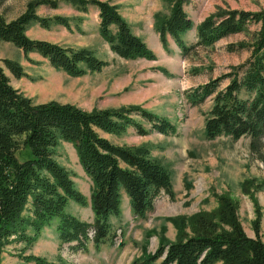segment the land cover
I'll return each instance as SVG.
<instances>
[{
  "label": "trees",
  "instance_id": "trees-1",
  "mask_svg": "<svg viewBox=\"0 0 264 264\" xmlns=\"http://www.w3.org/2000/svg\"><path fill=\"white\" fill-rule=\"evenodd\" d=\"M61 1L83 12L90 6L97 7L100 34L120 57L157 60L156 53L131 30L119 5L105 0H33L25 12L11 20L0 12V40L14 44L25 54L38 53L53 67L74 77L101 71L107 61L89 49L27 35L32 22L44 28L58 24L71 30L69 18L37 13L39 6L58 8ZM190 2L174 0L170 14L158 16L155 29L167 52L169 37L183 55H188L197 46L213 45L243 32L252 23L260 24L253 40L242 42L237 48L229 47L230 51L250 48L245 61L186 92L192 106L213 101L204 126L208 139L227 136L238 140L248 136L255 145L264 138V8L211 14L197 26V41L188 44L183 34L195 26L185 9ZM6 70L17 78L25 75L17 61H0V264L6 246L14 241L35 243L44 227L56 217L61 244L76 243L74 248L86 250L90 243L100 246L114 241L117 234L111 218L121 214L124 194L137 217H144L153 209L162 192L175 197L170 170L153 159L149 149L116 144L102 135H123L130 128L140 135L153 131L174 135L178 131L175 122L140 105L88 111L54 100L36 103L11 84ZM160 70L167 73L165 68ZM225 81L228 82L222 87ZM62 141L73 144L93 183L92 222L67 211L71 200L82 206H88L89 201L77 187L71 171L56 159V149ZM237 207L231 197L221 195L218 208L212 212L170 218L177 228L176 239L167 238L164 226L157 250L151 254L144 251V256L131 264H264L261 216L254 222L256 235L251 237L242 226ZM25 259L49 264L39 256L29 255Z\"/></svg>",
  "mask_w": 264,
  "mask_h": 264
},
{
  "label": "rangeland",
  "instance_id": "rangeland-1",
  "mask_svg": "<svg viewBox=\"0 0 264 264\" xmlns=\"http://www.w3.org/2000/svg\"><path fill=\"white\" fill-rule=\"evenodd\" d=\"M31 1L0 0V12L8 20L14 19L26 11ZM105 1L119 5L131 30L156 53L157 60L120 57L100 34L97 7L90 6L83 12L61 1L58 8L41 5L36 9L37 13L45 17L61 15L69 18L71 30L58 24L44 28L32 22L27 35L63 46L89 49L107 61L101 71H88L84 76L74 77L56 69L38 53L25 54L19 47L2 40L0 61L9 58L23 67L25 75L21 78L9 70L6 73L11 84L36 103L54 100L88 111L140 105L175 122L178 131L174 135L155 131L140 135L134 128L123 135L102 132L116 144L149 149L150 156L170 170L175 197L170 198L162 192L153 209L144 217H137L129 197L124 194L121 214L111 218L113 231L117 234L114 241L100 246L90 243L86 250L74 248L76 243L61 244L57 231L59 218L56 217L44 227L35 243L14 241L6 246L2 264H36L25 259L29 255L45 258L49 264H131L142 258L144 251L151 254L157 250L164 226L167 238L176 239L177 228L170 218H189L201 212H212L218 208L221 195L237 202L239 219L249 236L255 237L254 222L261 216L260 235L264 241V138L255 145L248 136L238 140L227 136L208 139L204 126L213 101L192 106L186 97L191 87L221 76L229 72L231 66L245 61L250 56V48L230 51L229 47L237 48L238 44L253 40L260 24L252 23L243 32L229 35L210 46H197L188 55H183L171 37L170 50L165 51L155 29L158 16L169 15L174 0ZM263 8L264 0H191L185 9L195 26L184 33L183 38L188 44L195 43L199 23L219 11H260ZM112 28L115 32V26ZM160 68H165L167 73ZM56 154V159L71 171L77 187L89 201L88 206H82L71 200L67 211L92 222L93 183L85 173L76 149L73 144L62 141ZM28 232L31 234L32 230Z\"/></svg>",
  "mask_w": 264,
  "mask_h": 264
}]
</instances>
